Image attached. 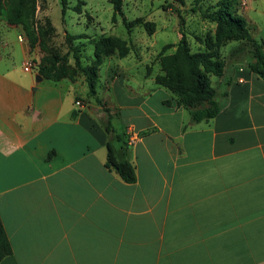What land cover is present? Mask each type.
I'll list each match as a JSON object with an SVG mask.
<instances>
[{
  "label": "crops",
  "instance_id": "crops-1",
  "mask_svg": "<svg viewBox=\"0 0 264 264\" xmlns=\"http://www.w3.org/2000/svg\"><path fill=\"white\" fill-rule=\"evenodd\" d=\"M249 21L264 40V22ZM37 53L0 16V219L12 245L0 264H264V78L248 66L251 44H225L210 75L220 109L195 123L152 72L100 67L97 96L114 117L83 72L44 77ZM108 139L135 181L105 164Z\"/></svg>",
  "mask_w": 264,
  "mask_h": 264
},
{
  "label": "trees",
  "instance_id": "trees-1",
  "mask_svg": "<svg viewBox=\"0 0 264 264\" xmlns=\"http://www.w3.org/2000/svg\"><path fill=\"white\" fill-rule=\"evenodd\" d=\"M62 10L65 11L68 0H61ZM113 19L117 12L122 11V0H112ZM233 0H217L214 4L200 10L201 17L215 22L213 32H207L204 36H197L203 43V48L192 50L184 30V17L180 14L178 29L180 37L175 43L164 44L157 53V60L160 71L155 73V81L168 88L174 95L177 105H182L189 110L190 122L195 123L213 117L220 109L219 101L215 97V88L211 84L210 75L220 74L223 70L224 61L221 56V46L228 40L246 39L252 46L253 58L248 62L249 68L264 78V40L257 38L253 34L255 24L249 22L245 17L233 8ZM83 0L78 1L73 8L81 11ZM7 10L6 19L9 23H21L25 30L27 42L30 46L35 44L39 36H44L47 30L42 26L33 28L36 0H0V13ZM195 6H193V9ZM31 17V19H29ZM128 32L134 26L142 24L149 33L155 29L153 20L136 16L132 19L123 18ZM49 29L54 28L47 20ZM40 30V31H39ZM42 34V35H40ZM81 34H72L66 31L65 37L68 42H72ZM42 38V37H41ZM42 42H44L42 40ZM72 45L75 68L83 72L88 85V94L94 95L97 101L98 68L102 62L103 54L117 50L119 56H125L130 51V46L126 38L119 35H100L94 41V57L86 64H82L78 51L80 48ZM175 45L173 51L167 49ZM38 72L44 77L58 80L64 76L72 77L75 73L71 71L65 57L58 54H47L42 56L37 65ZM149 72V68L147 69ZM169 102V100H166ZM104 127L108 133L113 132L111 115L107 113L106 120H103ZM140 132V135L146 133ZM121 138V134H116ZM105 164L114 169L120 177L128 182L137 178L135 165L127 158L120 157L111 140L106 142ZM51 153L48 154V157ZM12 253V245L8 234L0 219V260L7 254Z\"/></svg>",
  "mask_w": 264,
  "mask_h": 264
},
{
  "label": "rangeland",
  "instance_id": "rangeland-1",
  "mask_svg": "<svg viewBox=\"0 0 264 264\" xmlns=\"http://www.w3.org/2000/svg\"><path fill=\"white\" fill-rule=\"evenodd\" d=\"M78 1L80 0H68L67 7L63 12L61 0H36L32 27L36 29L38 26H42L47 30L44 36L40 34L42 38L37 32L38 37L33 45L38 49L37 55L33 56L37 61L36 65H38L42 56L51 53L58 54L65 57L68 68L71 71L74 70V75H76L81 71L75 68L71 44H75V46L80 48L78 51L80 61L82 64H86L94 57L95 39L100 35L115 34L127 39L130 51L125 56H119L117 50L103 54L98 74L100 67L101 71L104 70L106 72L110 67L112 72L117 73L118 67L116 63L123 65L127 72L139 76L144 75L148 68L149 72L155 74L160 71L156 56L161 47L166 43L177 42L180 37L178 29L180 14L184 17V30L192 50L203 48V43L200 42L197 36H204L207 32L211 33L215 28V22L202 18L200 10L214 4L217 0H122V11L116 13L115 19H113L114 8L112 0H83L81 11L73 8ZM233 1V8L248 21L254 17L260 25L263 24L264 16L261 10L264 8V0ZM193 6H195L194 9ZM6 14L7 10L4 8L0 16H6ZM139 15L154 21L155 29L152 33H149L142 24H137L131 32H128L123 18L132 19ZM47 20L54 28L49 29ZM17 24L25 32L23 25L21 23ZM66 31L81 35L73 39L72 42H68L65 37ZM253 34L254 36L257 35L256 29H253ZM256 37L258 38V36ZM260 39L263 38L261 37ZM234 40L249 43L246 39ZM226 43L221 46V56ZM174 48L175 45L170 46L167 52L173 51ZM15 51L19 55V42L15 45ZM14 55L15 53H8L7 57L12 59ZM99 80L100 74L98 82ZM102 87H100L101 91ZM101 98L110 107L115 117V108L112 107L109 95L105 94ZM101 98L99 102H101ZM127 143H130V141Z\"/></svg>",
  "mask_w": 264,
  "mask_h": 264
},
{
  "label": "built area",
  "instance_id": "built-area-1",
  "mask_svg": "<svg viewBox=\"0 0 264 264\" xmlns=\"http://www.w3.org/2000/svg\"><path fill=\"white\" fill-rule=\"evenodd\" d=\"M19 39L20 40H23V35L20 34L19 36ZM23 66H24V69L28 70L30 69L32 66H33V60L32 59H26L23 63ZM75 102L77 104H82L81 100L79 98H77L75 100ZM129 131V136H128V139L130 142H132L135 138H136V135L131 131V130H128Z\"/></svg>",
  "mask_w": 264,
  "mask_h": 264
}]
</instances>
